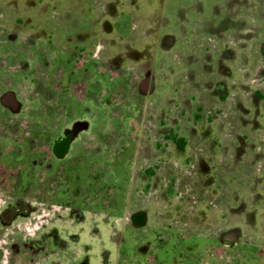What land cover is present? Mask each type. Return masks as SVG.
Wrapping results in <instances>:
<instances>
[{
	"label": "rangeland",
	"instance_id": "rangeland-1",
	"mask_svg": "<svg viewBox=\"0 0 264 264\" xmlns=\"http://www.w3.org/2000/svg\"><path fill=\"white\" fill-rule=\"evenodd\" d=\"M0 83V158L71 101L91 174L55 200L0 166V264L58 239L70 264H264V0H0Z\"/></svg>",
	"mask_w": 264,
	"mask_h": 264
},
{
	"label": "flooded vegetation",
	"instance_id": "flooded-vegetation-1",
	"mask_svg": "<svg viewBox=\"0 0 264 264\" xmlns=\"http://www.w3.org/2000/svg\"><path fill=\"white\" fill-rule=\"evenodd\" d=\"M9 61V60H8ZM6 64V63H4ZM7 82V81H6ZM3 83H0V88ZM15 83H13L14 85ZM71 98V97H70ZM14 98L12 97V94L10 91H6L4 94L0 96V105L5 109H12ZM70 103L68 106L69 111L62 117L63 121H69L66 125L70 126L67 127L64 125H60V128L58 130V135L55 138H52V142L48 149L46 150L44 144L46 143L45 135L43 134L42 130H35L37 134H35L34 138L31 139V145L33 146L34 142H42V147L35 148L34 146L31 149L28 145L29 138L27 139V143H24V145L19 147L20 154L14 153L11 151H6L3 153V156L0 158V166L3 168H8V174H10L12 177L13 175L17 178H21L20 186H17L16 188H20L22 186V189L25 188L24 185L28 184L29 180V171L25 168L28 167L30 164L31 167H33L32 173L36 174L33 179H31L33 185L37 184L36 190H42L45 188L46 181L52 177L53 182L55 181V184L57 186L56 190L54 191L53 198L55 200H68L72 201V185L73 181L76 180V178H79L81 180H85L86 177L91 176V174L86 171V168H88L87 164H89V160L87 159L88 152L86 147H83V137H86V127L85 124L78 123L81 122L83 118H81V114H79L75 102H68ZM71 114H74L75 119L71 120ZM1 116H4L2 113ZM72 124V125H71ZM64 126V127H63ZM62 127V128H61ZM62 129V130H61ZM61 130V131H60ZM33 134V133H32ZM33 136V135H32ZM80 136V140L77 139V137ZM83 136V137H82ZM23 143V142H22ZM17 152V150H15ZM32 163V164H31ZM19 171H18V170ZM10 170V171H9ZM12 170V171H11ZM13 170H16V172ZM33 174V175H34ZM79 174V175H78ZM27 186V185H26ZM27 188V187H26ZM21 189V190H22ZM35 189V188H34ZM16 194V193H15ZM20 194V193H19ZM22 194V193H21ZM23 195H25L23 193ZM42 201L45 199L44 193H42ZM75 200V199H73ZM72 203V202H71ZM30 211V208L26 204H17V206H12L9 208L8 212H5L1 219L5 224L12 223L13 220L18 217L19 215H22L24 213H27ZM138 218L137 222H141L140 218L141 216H137ZM135 220V219H134ZM139 226H142L139 224ZM51 236V235H50ZM43 238V237H42ZM51 238H54V235H52ZM48 248H51L49 251V254L54 257V261L51 262V264H60L56 262V254H58V259H60V255L63 254L64 256L69 254L71 251V242L68 241L64 243L61 240H51L49 241ZM33 244L32 248H36V254L44 253L46 248L44 245L47 244L44 242V240H39L38 242H26L23 243V246H29ZM10 245V244H8ZM22 246L18 245L16 248H14L11 251V256L8 257V264H15L11 261L12 258H16L19 254L22 255V252L24 254V257L29 255L28 251H21ZM70 250V251H69ZM165 251V250H164ZM9 254V253H8ZM262 255L264 257V249L262 250ZM162 257V255H161ZM57 259V258H56ZM32 262L35 261L34 258L31 259ZM73 260V258H72ZM64 264H70L71 258L69 257H63ZM44 264V263H39ZM45 264H49L48 262H45ZM63 264V263H62ZM75 264V263H74ZM144 264H151L149 262H145ZM156 264V263H154Z\"/></svg>",
	"mask_w": 264,
	"mask_h": 264
}]
</instances>
